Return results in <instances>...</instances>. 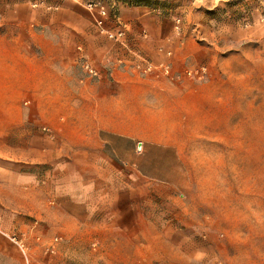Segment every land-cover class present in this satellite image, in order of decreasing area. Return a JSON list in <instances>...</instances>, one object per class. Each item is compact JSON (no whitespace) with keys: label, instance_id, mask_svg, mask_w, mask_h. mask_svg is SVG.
Listing matches in <instances>:
<instances>
[{"label":"rangeland","instance_id":"1","mask_svg":"<svg viewBox=\"0 0 264 264\" xmlns=\"http://www.w3.org/2000/svg\"><path fill=\"white\" fill-rule=\"evenodd\" d=\"M90 4L107 10L112 30L120 23L128 27L127 43L135 28L147 33L122 22L121 7L152 10L156 27L163 28L158 38L181 50L184 64L174 70L206 66L209 75L199 81L152 74L179 83L168 88L169 96L154 87L141 100L145 140L164 145L146 163L154 179L131 164L84 162L66 137L50 129L51 119L28 131V99L0 107V170L15 169L20 175L43 170L48 176L38 185L47 181L50 188L67 189L75 186L80 170L94 178L109 176L93 180L98 184L94 202L104 209L93 212L100 226L82 228L79 258L74 257L76 244L60 248L62 241L32 233L33 226L58 212L42 206L39 195H28V178L18 179L15 194L1 188L0 221L15 225L17 239L32 249L35 264L46 257L53 264L57 258L58 264H264V0H0V24L14 12L15 28L40 31L44 17L70 8L96 23ZM178 20L180 35L175 33ZM44 105L71 120V104L57 108L45 100ZM65 133L71 140V131ZM30 134L33 144H28ZM30 150L43 154L44 163H28Z\"/></svg>","mask_w":264,"mask_h":264},{"label":"crops","instance_id":"2","mask_svg":"<svg viewBox=\"0 0 264 264\" xmlns=\"http://www.w3.org/2000/svg\"><path fill=\"white\" fill-rule=\"evenodd\" d=\"M226 1L201 0L205 3ZM70 9L44 17V28L40 31H31L28 27L15 28L11 23L16 19L14 12L3 17L7 22L0 24V107L17 106L20 100L28 99V104H31L28 107V131H36L38 122L51 119L50 129L57 136L66 137L68 147L84 162L131 164L140 175L157 178L146 173V163L153 162L164 145L145 140L146 122L142 118L141 100L154 87L156 93L169 96L168 88H177L179 83L153 75L137 76L122 68L121 62L143 58L155 64L171 63L176 68H182L181 50L176 43L158 38L163 28L156 27L158 17L152 14V10L121 7L122 22L143 27V33L149 36L144 38L141 29L133 28V33L129 35L131 43L122 45L101 34L95 22L82 20L84 17ZM25 25L28 22L25 21ZM105 25L112 30L111 23ZM78 46H83L84 50H78ZM169 51L172 56L167 54ZM82 57L102 70L100 79L88 78L81 72L78 64ZM45 100H49V106L57 108L63 103L71 104V120L56 108L47 110ZM68 131H71V140L65 133ZM31 136L28 144H33ZM140 143L141 152L138 150ZM28 156V163L32 165L44 163L43 154L34 156L30 150ZM47 176L48 173L43 170L34 172L29 169L23 175L15 169L0 170V180H7L0 182V190L7 188L11 192L13 189L11 193L15 194L20 184L18 179L28 178V195L35 199L39 195L42 206L58 212L51 221L33 226L37 230L32 233L43 235L42 238L47 241L54 238L55 241H62L60 248L66 243L76 244L78 248L74 257L79 258L82 228L100 226L94 221L93 212L104 209L94 202V190L98 189V184L93 180L109 176L99 174L94 178L80 170L75 186L70 189L58 185L50 188L47 181L38 185V179ZM128 177L126 174L125 178ZM35 199L31 198L30 202ZM15 229V225L0 221V264H35L34 252L29 245L20 244ZM32 243L34 240H31ZM18 244L22 249H18ZM49 259L46 257L40 264H53ZM57 259L56 264L61 258Z\"/></svg>","mask_w":264,"mask_h":264},{"label":"built area","instance_id":"3","mask_svg":"<svg viewBox=\"0 0 264 264\" xmlns=\"http://www.w3.org/2000/svg\"><path fill=\"white\" fill-rule=\"evenodd\" d=\"M89 11L96 12L92 13L95 15V21L96 25L98 26L101 34L108 35L110 39L113 41L122 44L127 45V32L128 27L126 25H121L119 28L115 30H108L105 23L108 19V13L107 10L103 6H99L97 4H90L89 5ZM175 33L177 35H180L181 33V25L180 20L176 22L175 26ZM144 38H147L148 35L144 34ZM80 51H82V48H79ZM169 56H172V52H167ZM80 67L82 71L84 72L85 76L88 78L98 80L102 77V70L94 65L90 60H88L86 57H82L80 60ZM121 67L126 69V71H130L131 73L144 77L149 76L152 74L162 75L164 77H171L174 78H181L186 77L188 79H196V80H204L209 75V70L206 66H200L195 69H184L182 72L175 71L174 65L171 63H165V64H155L149 60L143 59V58H137V60H134L132 62H121Z\"/></svg>","mask_w":264,"mask_h":264},{"label":"water","instance_id":"4","mask_svg":"<svg viewBox=\"0 0 264 264\" xmlns=\"http://www.w3.org/2000/svg\"><path fill=\"white\" fill-rule=\"evenodd\" d=\"M139 148H141V144H139Z\"/></svg>","mask_w":264,"mask_h":264}]
</instances>
